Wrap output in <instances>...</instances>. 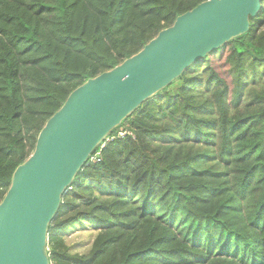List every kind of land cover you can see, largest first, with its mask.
Here are the masks:
<instances>
[{
  "label": "trees",
  "instance_id": "1",
  "mask_svg": "<svg viewBox=\"0 0 264 264\" xmlns=\"http://www.w3.org/2000/svg\"><path fill=\"white\" fill-rule=\"evenodd\" d=\"M203 1L0 0V201L75 88ZM261 5L111 130L48 226L50 264H264ZM76 225L94 233L83 252L66 241Z\"/></svg>",
  "mask_w": 264,
  "mask_h": 264
},
{
  "label": "water",
  "instance_id": "2",
  "mask_svg": "<svg viewBox=\"0 0 264 264\" xmlns=\"http://www.w3.org/2000/svg\"><path fill=\"white\" fill-rule=\"evenodd\" d=\"M262 0H205L141 50L75 88L45 122L0 201V264H50L48 226L89 156L141 103L250 29Z\"/></svg>",
  "mask_w": 264,
  "mask_h": 264
},
{
  "label": "rangeland",
  "instance_id": "3",
  "mask_svg": "<svg viewBox=\"0 0 264 264\" xmlns=\"http://www.w3.org/2000/svg\"><path fill=\"white\" fill-rule=\"evenodd\" d=\"M219 66L220 70L224 73V75H226V68L224 64L220 63ZM93 237L94 233L89 225H85L84 227L76 225L67 232L66 241L71 246L73 251L83 252L88 248Z\"/></svg>",
  "mask_w": 264,
  "mask_h": 264
},
{
  "label": "built area",
  "instance_id": "4",
  "mask_svg": "<svg viewBox=\"0 0 264 264\" xmlns=\"http://www.w3.org/2000/svg\"><path fill=\"white\" fill-rule=\"evenodd\" d=\"M125 133V131H120L118 132V136H123ZM111 139V137H106L105 140H109ZM104 146V142L102 141L97 147H100L94 154L92 153L88 160H87V163L89 162H96V161H99L100 160V155H101V148ZM97 149V148H96ZM95 149V150H96Z\"/></svg>",
  "mask_w": 264,
  "mask_h": 264
}]
</instances>
